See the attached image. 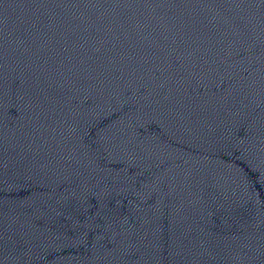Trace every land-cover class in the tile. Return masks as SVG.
<instances>
[{"label":"water","instance_id":"1","mask_svg":"<svg viewBox=\"0 0 264 264\" xmlns=\"http://www.w3.org/2000/svg\"><path fill=\"white\" fill-rule=\"evenodd\" d=\"M0 264H264V0H0Z\"/></svg>","mask_w":264,"mask_h":264}]
</instances>
